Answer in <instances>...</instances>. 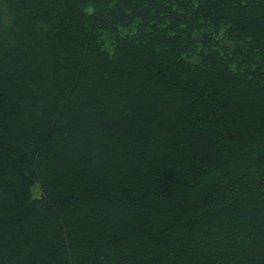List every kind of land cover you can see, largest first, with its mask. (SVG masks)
Returning a JSON list of instances; mask_svg holds the SVG:
<instances>
[{"label":"trees","instance_id":"1","mask_svg":"<svg viewBox=\"0 0 264 264\" xmlns=\"http://www.w3.org/2000/svg\"><path fill=\"white\" fill-rule=\"evenodd\" d=\"M0 264H264V0H0Z\"/></svg>","mask_w":264,"mask_h":264}]
</instances>
